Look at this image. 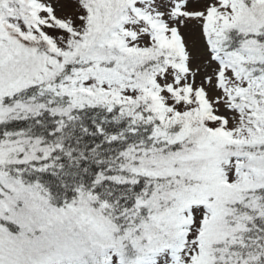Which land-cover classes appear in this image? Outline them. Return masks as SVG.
<instances>
[{
    "label": "snow or ice",
    "instance_id": "snow-or-ice-1",
    "mask_svg": "<svg viewBox=\"0 0 264 264\" xmlns=\"http://www.w3.org/2000/svg\"><path fill=\"white\" fill-rule=\"evenodd\" d=\"M0 264H264V0H0Z\"/></svg>",
    "mask_w": 264,
    "mask_h": 264
}]
</instances>
